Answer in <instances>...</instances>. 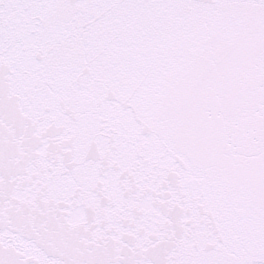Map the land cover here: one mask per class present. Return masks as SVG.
I'll use <instances>...</instances> for the list:
<instances>
[{
    "label": "snow or ice",
    "instance_id": "1",
    "mask_svg": "<svg viewBox=\"0 0 264 264\" xmlns=\"http://www.w3.org/2000/svg\"><path fill=\"white\" fill-rule=\"evenodd\" d=\"M0 264H264V0H0Z\"/></svg>",
    "mask_w": 264,
    "mask_h": 264
}]
</instances>
